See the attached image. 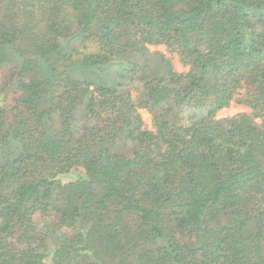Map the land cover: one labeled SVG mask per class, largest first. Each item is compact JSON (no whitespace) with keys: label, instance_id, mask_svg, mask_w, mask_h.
Wrapping results in <instances>:
<instances>
[{"label":"trees","instance_id":"1","mask_svg":"<svg viewBox=\"0 0 264 264\" xmlns=\"http://www.w3.org/2000/svg\"><path fill=\"white\" fill-rule=\"evenodd\" d=\"M4 68L0 264H264V0H0Z\"/></svg>","mask_w":264,"mask_h":264},{"label":"rangeland","instance_id":"2","mask_svg":"<svg viewBox=\"0 0 264 264\" xmlns=\"http://www.w3.org/2000/svg\"><path fill=\"white\" fill-rule=\"evenodd\" d=\"M152 50L163 51L168 57H170L172 59L173 64L178 71L185 72L188 70V67L183 65V63L180 61L178 56L176 54L168 51L165 46H163V45L153 46ZM8 73H9V71L7 68L0 70V90L1 91L3 90V85H5L6 79L8 77ZM6 102H7V104L11 105L13 102V96L8 95ZM140 112H141V115L143 117V120H144L146 126L150 129H154L152 115L146 109H140ZM239 112H250V109L243 104L233 102L228 107L222 109L219 112L218 116L219 117L232 116V115L237 114ZM62 178L64 181H68V179L70 177H62ZM34 220H35L36 224L38 225V228L44 233H48L49 230L53 227L54 222H53L52 217H47V216H44L40 213H37L34 215ZM62 231L65 233L71 232V230L69 231L68 229H62Z\"/></svg>","mask_w":264,"mask_h":264}]
</instances>
